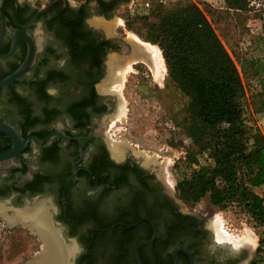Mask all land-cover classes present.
<instances>
[{
    "label": "flooded vegetation",
    "instance_id": "flooded-vegetation-1",
    "mask_svg": "<svg viewBox=\"0 0 264 264\" xmlns=\"http://www.w3.org/2000/svg\"><path fill=\"white\" fill-rule=\"evenodd\" d=\"M129 1L0 0V82L31 57L0 87V123L16 135L0 130V154L18 149L0 160V205L45 202L70 264H251L247 243L183 208L168 172L109 134L124 69L148 60L110 33ZM44 246L0 213V263L28 264Z\"/></svg>",
    "mask_w": 264,
    "mask_h": 264
},
{
    "label": "rangeland",
    "instance_id": "rangeland-1",
    "mask_svg": "<svg viewBox=\"0 0 264 264\" xmlns=\"http://www.w3.org/2000/svg\"><path fill=\"white\" fill-rule=\"evenodd\" d=\"M190 4L203 10L234 58L244 84L245 118L264 140V0H250L241 10L230 7L226 0H130L122 4L109 21L110 33L136 46L148 60L135 58L124 69L117 88L120 111L110 118L108 131L168 172L183 208L199 214L212 212L234 242L252 248L251 264H264V218L253 215L247 201L240 199L223 208L214 206L208 194L191 186L199 167L214 164L209 151L198 143L205 132L201 142L205 145L211 131L199 118L191 86L172 72L157 37L162 16ZM103 22L100 24L106 29ZM238 166L246 172L244 162ZM250 189L264 199V185Z\"/></svg>",
    "mask_w": 264,
    "mask_h": 264
},
{
    "label": "trees",
    "instance_id": "trees-1",
    "mask_svg": "<svg viewBox=\"0 0 264 264\" xmlns=\"http://www.w3.org/2000/svg\"><path fill=\"white\" fill-rule=\"evenodd\" d=\"M226 1L241 10L250 0ZM157 30L172 72L191 86L199 118L211 131L205 145V132L198 143L214 164L199 167L191 186L208 194L214 206L240 199L253 215L264 218V199L250 189L264 185V140L245 118L244 84L234 58L196 4L166 12ZM242 162L246 172L238 166Z\"/></svg>",
    "mask_w": 264,
    "mask_h": 264
},
{
    "label": "bare ground",
    "instance_id": "bare-ground-1",
    "mask_svg": "<svg viewBox=\"0 0 264 264\" xmlns=\"http://www.w3.org/2000/svg\"><path fill=\"white\" fill-rule=\"evenodd\" d=\"M116 152L121 154L122 148L117 146ZM0 213L5 216L8 224L16 222L29 224L30 229L44 239V248L39 252L40 254L36 255V259L28 264H70L68 255L71 250L65 249L64 244L56 237L58 232L51 226L48 205L45 202H36L32 206L27 205L21 212L15 211L12 214H7L0 205Z\"/></svg>",
    "mask_w": 264,
    "mask_h": 264
},
{
    "label": "water",
    "instance_id": "water-1",
    "mask_svg": "<svg viewBox=\"0 0 264 264\" xmlns=\"http://www.w3.org/2000/svg\"><path fill=\"white\" fill-rule=\"evenodd\" d=\"M31 61V57L29 56L27 58V60L25 61V63L22 65V67L15 73L13 74L12 76H10L9 78L3 80L0 82V87L1 86H4L6 84H8L9 82L13 81L14 79H16L25 69L26 67L29 65ZM0 130L1 131H5L7 133H9L13 138H16V135L14 133V131L12 130L11 127L9 126H6L5 124H2L0 123ZM17 146L16 144L13 146L12 150L8 151V152H5V153H1L0 154V160H4V159H7L9 158L10 156H12L16 151H17Z\"/></svg>",
    "mask_w": 264,
    "mask_h": 264
},
{
    "label": "built area",
    "instance_id": "built-area-1",
    "mask_svg": "<svg viewBox=\"0 0 264 264\" xmlns=\"http://www.w3.org/2000/svg\"><path fill=\"white\" fill-rule=\"evenodd\" d=\"M146 5L148 6L149 4L147 3Z\"/></svg>",
    "mask_w": 264,
    "mask_h": 264
}]
</instances>
